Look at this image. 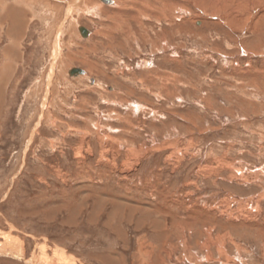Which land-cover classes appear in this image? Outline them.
<instances>
[{
	"label": "rangeland",
	"instance_id": "rangeland-1",
	"mask_svg": "<svg viewBox=\"0 0 264 264\" xmlns=\"http://www.w3.org/2000/svg\"><path fill=\"white\" fill-rule=\"evenodd\" d=\"M20 1L0 264H264V0Z\"/></svg>",
	"mask_w": 264,
	"mask_h": 264
},
{
	"label": "bare ground",
	"instance_id": "bare-ground-1",
	"mask_svg": "<svg viewBox=\"0 0 264 264\" xmlns=\"http://www.w3.org/2000/svg\"><path fill=\"white\" fill-rule=\"evenodd\" d=\"M14 1H17V0H14ZM21 1H24L25 3H31V2H33V0H21ZM20 1V2H21ZM104 2V0H100V2ZM129 1V3H135L136 1L135 0H125V2H128ZM150 1V0H149ZM149 1L148 0H145L144 2V4H145V9L146 8H149V9H151V10H154V8H155V6H153V3L151 2V3H149ZM153 1H156V2H158V3H161L162 5H169V2H171V0H153ZM245 1V0H244ZM20 2H18V4L20 3ZM109 2V1H108ZM108 2H104V3H108ZM124 2V3H125ZM110 3H112V5H114V3L113 2H110ZM205 3V2H204ZM21 4V3H20ZM45 4H46V9H48V10H50V11H54V10H59V8H58V5L57 4H55L54 3V5H50V3H47V2H45ZM15 5V4H14ZM100 5H102L101 3H99V6ZM125 5V4H124ZM158 5V4H157ZM214 5V4H213ZM219 5V4H218ZM228 5V4H227ZM18 6V5H17ZM20 6H25L24 8L26 9V5H20ZM22 7H20V8H22ZM29 7V6H28ZM125 7V6H124ZM167 7V6H166ZM210 7V6H209ZM213 8V7H212ZM3 9V8H2ZM25 9H22V10H20V11H18L17 12V14L15 13L16 11V9H15V6H9V8H8V10H7V12H9L8 14L9 15H12V16H9L8 17V23L10 24V26L11 27H13L14 25H16L17 24V22L18 21H22V18H24L25 17V15L24 14H26L25 13ZM103 9V8H102ZM120 8H115V9H113L112 10V12L114 13V12H120L121 11V9L119 10ZM6 10V9H5ZM12 10V11H11ZM30 10V9H29ZM103 10H105V9H103ZM107 12H111V9L108 11L107 10ZM14 14H16L15 16H14ZM163 15V14H162ZM13 20L15 21L14 23H13ZM24 20V19H23ZM79 27V26H78ZM11 30V28L9 27L8 28V31H10ZM83 32L85 33V31L83 30ZM89 33V32H88ZM58 40H59V33H57L56 34V36H55V38H54V42H53V47H54V49H55V54H57V52H56V50H57V42H58ZM54 54V55H55ZM57 56H55V58H56ZM81 70V69H80ZM70 72H78L77 71V69L76 68H74L73 70H71ZM78 73H83V70H82V72H78ZM4 236H6L7 237V234H4ZM45 246L42 244V245H40V252H41V255L39 256V257H42L43 258V262H42V264H47V262H48V260H49V258H48V256L46 257L45 256V248H44ZM58 250V249H57ZM56 249L54 250V260L55 261H57L59 264H71L70 262H69V260H67L66 258L65 259H63V257H62V255H59V254H61V253H59V250L57 251ZM53 257V256H52ZM35 258V257H34ZM35 264H38L37 263V259H35V262H34ZM33 263V264H34Z\"/></svg>",
	"mask_w": 264,
	"mask_h": 264
},
{
	"label": "water",
	"instance_id": "water-1",
	"mask_svg": "<svg viewBox=\"0 0 264 264\" xmlns=\"http://www.w3.org/2000/svg\"><path fill=\"white\" fill-rule=\"evenodd\" d=\"M109 0H104V2H108ZM83 29H84V31H85V28L83 27V26H79V30H80V32L82 33L83 32ZM87 34H88V31H85V34H82L83 36H87ZM77 69V68H76ZM77 71L78 72H82V70H80V69H77Z\"/></svg>",
	"mask_w": 264,
	"mask_h": 264
}]
</instances>
